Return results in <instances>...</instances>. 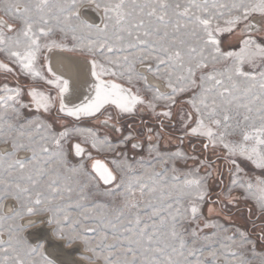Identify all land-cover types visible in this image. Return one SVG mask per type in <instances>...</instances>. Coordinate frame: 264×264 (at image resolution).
I'll list each match as a JSON object with an SVG mask.
<instances>
[{
	"label": "snow or ice",
	"instance_id": "snow-or-ice-1",
	"mask_svg": "<svg viewBox=\"0 0 264 264\" xmlns=\"http://www.w3.org/2000/svg\"><path fill=\"white\" fill-rule=\"evenodd\" d=\"M0 264H264V0H0Z\"/></svg>",
	"mask_w": 264,
	"mask_h": 264
},
{
	"label": "rangeland",
	"instance_id": "rangeland-1",
	"mask_svg": "<svg viewBox=\"0 0 264 264\" xmlns=\"http://www.w3.org/2000/svg\"><path fill=\"white\" fill-rule=\"evenodd\" d=\"M143 119L146 121V123L150 126H153L155 128L156 122L155 120L151 119L146 113L143 116ZM129 131V129H125V134ZM134 131L139 134L144 131L143 126L137 121L134 125ZM112 136L114 137L115 140H119V134L112 132ZM181 135L179 131L176 129H166L165 134H164V140L161 143V147L163 151H175L177 148H182L185 151L189 150V142L185 140L183 144L180 143L178 137ZM136 152H139L141 155H146V148L143 150H135ZM108 155V154H105ZM129 155V154H128ZM133 157L138 158L136 155H130ZM100 158H105L104 156H101ZM228 185V178L225 175L224 177V183L221 184L219 183L216 179H213L211 181V190L212 194L215 197L218 193H221ZM235 194V193H234ZM211 206L209 204H205L203 208V212L205 217L215 223H221L225 224L228 227H238V228H247L249 230L252 229V220L255 219V217L249 218L245 208L246 205L244 203H241L239 205L240 211H237L236 209H232V214L231 218L228 220H225L224 216L226 213H223L222 210L217 209L216 212L212 213L211 215L208 214V207ZM251 205H248L250 207ZM257 223H259L257 221ZM206 232H209L210 230H205Z\"/></svg>",
	"mask_w": 264,
	"mask_h": 264
},
{
	"label": "crops",
	"instance_id": "crops-1",
	"mask_svg": "<svg viewBox=\"0 0 264 264\" xmlns=\"http://www.w3.org/2000/svg\"><path fill=\"white\" fill-rule=\"evenodd\" d=\"M128 154H129V155H133V154H134V155L137 156V152H136V151H129Z\"/></svg>",
	"mask_w": 264,
	"mask_h": 264
},
{
	"label": "bare ground",
	"instance_id": "bare-ground-1",
	"mask_svg": "<svg viewBox=\"0 0 264 264\" xmlns=\"http://www.w3.org/2000/svg\"><path fill=\"white\" fill-rule=\"evenodd\" d=\"M53 59H54V62H55L56 57L54 56ZM77 255H79V254H77Z\"/></svg>",
	"mask_w": 264,
	"mask_h": 264
}]
</instances>
